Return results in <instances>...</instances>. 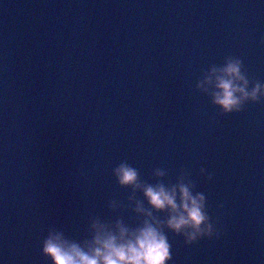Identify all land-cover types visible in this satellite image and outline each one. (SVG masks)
I'll return each mask as SVG.
<instances>
[{"label": "clouds", "instance_id": "clouds-1", "mask_svg": "<svg viewBox=\"0 0 264 264\" xmlns=\"http://www.w3.org/2000/svg\"><path fill=\"white\" fill-rule=\"evenodd\" d=\"M249 83L242 72L241 60L229 56L220 67H211L196 87L207 92L209 88L205 86H209L211 102L222 113H233L240 111L247 101L264 99V83L257 81L251 87ZM200 172L205 174V169ZM154 174L165 173L156 169ZM112 175L121 186L142 189L151 210L145 209L140 201H136L133 210L142 213L145 219L129 227L119 219L109 224L95 218L89 225L90 239L83 242L50 228L41 242V253L49 264H168L172 259L171 244L164 229L182 236L186 244L217 234L206 211L205 195L193 193L189 184L178 182L170 187L142 184L137 169L123 161L112 168ZM207 175L211 177L210 173ZM108 207L115 208L116 201H109ZM153 211H167V216L159 219L153 216Z\"/></svg>", "mask_w": 264, "mask_h": 264}, {"label": "water", "instance_id": "water-1", "mask_svg": "<svg viewBox=\"0 0 264 264\" xmlns=\"http://www.w3.org/2000/svg\"><path fill=\"white\" fill-rule=\"evenodd\" d=\"M264 47V2L261 0H202Z\"/></svg>", "mask_w": 264, "mask_h": 264}]
</instances>
